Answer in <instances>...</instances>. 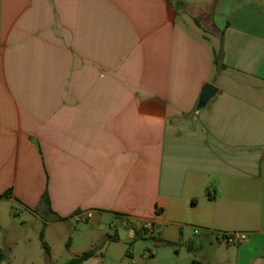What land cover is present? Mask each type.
Wrapping results in <instances>:
<instances>
[{
	"label": "crops",
	"instance_id": "crops-1",
	"mask_svg": "<svg viewBox=\"0 0 264 264\" xmlns=\"http://www.w3.org/2000/svg\"><path fill=\"white\" fill-rule=\"evenodd\" d=\"M16 219L55 264L47 233L72 223L84 264H264V0H0V229Z\"/></svg>",
	"mask_w": 264,
	"mask_h": 264
},
{
	"label": "rangeland",
	"instance_id": "rangeland-1",
	"mask_svg": "<svg viewBox=\"0 0 264 264\" xmlns=\"http://www.w3.org/2000/svg\"><path fill=\"white\" fill-rule=\"evenodd\" d=\"M14 222H17V225L7 222L0 229V245L8 243L12 248L8 254L9 264H55L54 260L49 262L44 249V253H41L40 231H38L37 226L32 225L30 222H28L27 226L19 225V219ZM81 227L82 225L79 223H72L69 228L72 231ZM70 231L67 232V229H63L62 231L54 232L52 235L47 233L46 239L52 247L53 258L57 259L59 263L73 257L71 250L66 245L67 240L71 237ZM43 241L45 242V240ZM136 241L143 244L142 239H137ZM146 241L149 242L151 239L148 237ZM24 249L26 253H24Z\"/></svg>",
	"mask_w": 264,
	"mask_h": 264
},
{
	"label": "trees",
	"instance_id": "trees-1",
	"mask_svg": "<svg viewBox=\"0 0 264 264\" xmlns=\"http://www.w3.org/2000/svg\"><path fill=\"white\" fill-rule=\"evenodd\" d=\"M200 106V105H199ZM10 195V190L5 191L2 194V197H6ZM43 200L46 201V194L43 195ZM39 238H40V242H41V246L44 249L45 255H48V248L46 243L43 241V233L40 232L39 234ZM118 239L117 235H113L109 237V241H114ZM167 244H171L170 242H166ZM96 254V249H90L87 251L82 252L80 255L71 258L70 260H68L65 264H84L85 261H87L88 259H90L91 257H93ZM5 260V254L4 252L0 249V264ZM191 264H203L201 262H198L196 260H193Z\"/></svg>",
	"mask_w": 264,
	"mask_h": 264
},
{
	"label": "built area",
	"instance_id": "built-area-1",
	"mask_svg": "<svg viewBox=\"0 0 264 264\" xmlns=\"http://www.w3.org/2000/svg\"><path fill=\"white\" fill-rule=\"evenodd\" d=\"M91 212L80 213L75 216V219L79 223H85L91 218ZM196 232V231H195ZM245 234L243 233H223L219 234L217 241L225 246H236L245 240Z\"/></svg>",
	"mask_w": 264,
	"mask_h": 264
},
{
	"label": "water",
	"instance_id": "water-1",
	"mask_svg": "<svg viewBox=\"0 0 264 264\" xmlns=\"http://www.w3.org/2000/svg\"><path fill=\"white\" fill-rule=\"evenodd\" d=\"M216 88L211 84H205L201 90L199 97V104L205 106L207 102L215 95ZM121 237V235H120ZM1 264H5L2 262Z\"/></svg>",
	"mask_w": 264,
	"mask_h": 264
}]
</instances>
